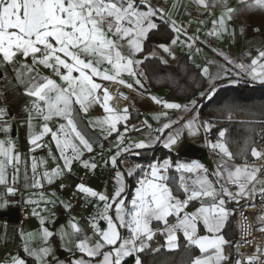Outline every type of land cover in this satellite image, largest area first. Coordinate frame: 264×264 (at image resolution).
Wrapping results in <instances>:
<instances>
[{
  "label": "snow or ice",
  "instance_id": "snow-or-ice-1",
  "mask_svg": "<svg viewBox=\"0 0 264 264\" xmlns=\"http://www.w3.org/2000/svg\"><path fill=\"white\" fill-rule=\"evenodd\" d=\"M195 3L204 9L222 8L218 15L210 13L213 18L206 36L212 39L229 35L235 16L264 13V0H240L242 6L235 8L228 5V0L221 4L215 0L211 4L208 0H195ZM181 6L180 0H174L170 9L160 6L159 0H0V68H12L13 87L20 88L18 94L26 98L21 115L25 118L28 145L25 158L18 138L14 141L8 135L12 128V121L7 119L10 110L6 105L0 107V132L5 134L0 138V187L4 189L0 194L3 200L0 211L10 206L7 197L19 192L16 185L22 161L25 179L29 166L33 179L31 184L25 183V189H41L39 200L29 196L24 201L37 205L32 215L39 218V229L28 234L21 230L18 251L0 257V264H29V260L32 264H127L128 259H132V264H144V254L179 250L181 239L189 253L186 264H264V250L259 247L258 254L240 258L242 243L251 244L248 237L254 231L264 235V179L261 178L264 164L254 166L248 162L247 140L239 153L234 154L228 146L226 129L219 130L215 142L208 140L207 133L214 125L201 119L198 107L205 98L211 103L225 80L232 85L257 82L264 85V47L255 49V55L250 50L241 57L212 48L224 64L208 61L203 66L195 65L201 81L205 82L197 84L203 89L198 96L182 100L148 96L162 109L150 114L155 127L149 119L140 121L139 126L131 124L130 107H121L110 91L112 85H122L145 94L147 61L156 59L161 66L168 67L170 60L177 59V45L189 50L195 48L199 36L189 35L184 25L178 24L170 14L175 10L178 15ZM162 28L165 34H173L171 38L146 50V42ZM262 30L264 23L254 29ZM240 32L244 35L246 26L242 25ZM181 35L184 40L180 39ZM231 36L235 43V28ZM189 59L193 57L190 55ZM214 64L215 73L211 71ZM41 68L50 74H42ZM3 79L9 80L6 72ZM170 86L185 87L175 79ZM120 97L128 99L123 92ZM77 106L79 112L89 116L95 109L101 110L100 115L89 120V125L96 126L100 133L102 164L94 156L84 159L86 153L95 151V142L79 130L74 120ZM234 107L240 110L239 106ZM172 110L179 113L177 119L170 116ZM228 119H232L231 111ZM37 120L38 126L34 124ZM145 128L148 131L144 136L132 138V132L140 133ZM201 130L217 153L211 171L196 160L181 162L170 157L128 166L126 157H139V150L147 151L159 144L171 151L185 133L196 137ZM104 141L109 142L107 157L103 155ZM53 144L58 156L50 146ZM44 148L48 149L46 158L33 155L37 149ZM237 156L244 162L235 163ZM250 156L264 160V150L252 146ZM48 159L55 165L50 169ZM75 163L93 174L99 167L108 168L113 173L114 186L109 192L98 191L84 182L76 184V191L85 198V206H91L94 212L87 218L86 227L76 217H70L67 225L54 232L46 226L42 213L48 211V204L57 203L52 199L56 193L45 194L42 189L45 183L52 185L71 174ZM137 171L140 175L129 200L126 178L133 177ZM173 172L177 175L170 174ZM65 187L60 184L61 189ZM41 203L43 208H39ZM59 203L66 211L72 208L71 203ZM193 204L197 206L189 211ZM249 207L251 219L246 214ZM51 215L55 217V213ZM233 217H237L241 233V240L234 245L223 234ZM25 235L29 241L38 235L42 246H32ZM53 236H59L61 249L70 254L65 259L56 256L50 243ZM158 236L162 244L157 242ZM154 244L157 246L153 247ZM233 247L236 258L227 251Z\"/></svg>",
  "mask_w": 264,
  "mask_h": 264
},
{
  "label": "crops",
  "instance_id": "crops-1",
  "mask_svg": "<svg viewBox=\"0 0 264 264\" xmlns=\"http://www.w3.org/2000/svg\"><path fill=\"white\" fill-rule=\"evenodd\" d=\"M174 2V0H159L160 6H164L166 8L170 9L171 4ZM182 6L179 9V14L177 15L175 13V10H171L170 14L174 15L175 19L179 23H182L184 27L188 30V34L195 37L199 36V41L196 43L195 48L189 50L187 47H181L179 45L176 46V60H170V65H177L182 58H187L194 66L205 65L208 61H215L217 64H224L223 59L218 56L215 52L212 51V48H217L225 52L226 54L231 55L232 57H241L243 54L247 51H252V55H255V49L264 47V30L260 32L254 31V29L260 28L261 24L264 23V13H261L259 11L256 12H250L245 13L243 16H235L233 18V21L229 27V35H226L223 39H212L210 37L206 36V31L208 27H210V21L213 18L210 14H208L204 18H197L195 14L191 13V9H196L200 11L203 9V7L198 6L195 3V0H180ZM208 2L211 4L213 3V0H208ZM223 0H215V3L221 4ZM228 5L230 7H241L240 0H228ZM187 8V11L185 10ZM222 10L221 7H216L215 13L218 15L220 11ZM190 13V14H189ZM200 21H204V24H201ZM246 26V32L244 35H241L240 29L241 26ZM235 28L236 32V42H233L231 32ZM199 29V31H197ZM181 40H184L185 37L183 35L180 36ZM204 41H210L209 43H204ZM161 42H153L151 43L146 50H151V48ZM196 49H199V51H196ZM166 55V54H165ZM192 56L193 59H189V56ZM2 69L0 68V72L2 76ZM42 74H50L48 70L46 69H40ZM211 71L215 73L217 71L216 65L211 66ZM223 75V73H221ZM126 80H131L130 77L125 76ZM232 78H235L234 76ZM229 85L227 80L223 81L220 86H226ZM125 87V86H124ZM145 87L147 89V92L143 95H141L138 91L131 90L129 99L126 103H119L121 107L124 105H128L130 107L131 113H132V119L130 121L131 124H136L138 121V117L140 115H144L147 119H149L150 123L153 124V126H156V122L150 120V114L153 112H157L162 110L159 106L155 105L154 102H152L148 96L150 94L158 95L162 98H165L166 95V88L165 87H157L153 88L147 75V82L145 84ZM126 88V87H125ZM203 90V89H202ZM201 91V90H200ZM199 91V92H200ZM199 92H197L196 95H192L189 97H184L186 99H192L193 97L198 96ZM24 99H26L24 97ZM166 99V98H165ZM183 99V98H182ZM177 99V100H182ZM204 100H207L205 98ZM24 102V101H23ZM25 103V102H24ZM11 101L9 99H6L1 96L0 100V107H4L5 105L10 110V115L8 116V120L12 121V126H15V131L13 132L12 128L8 135L11 136V138L14 141H17L18 138V146L22 153H24L25 158L28 156V145L26 142V133H27V127L24 123V117L21 115V110L23 108V105L19 106L15 104L12 108L10 105ZM101 114V110L99 108L95 109L91 115H86L84 113H81L77 111L74 114V120L78 125L79 130L88 138L90 141L95 142V151L91 154H85L84 159H89L90 156H94L95 160L98 163H103L101 160V148L100 143L101 141L98 139V136L100 133L95 130L96 126H90L89 120L92 117L98 116ZM170 116L173 119H177L179 116V113L172 110L170 111ZM14 117H17V119H13ZM200 117L202 120H205V118L201 115ZM55 123V122H54ZM34 124L37 126L40 124V121H34ZM148 130H142L140 133L132 132L131 136L133 139L137 137L144 136L147 133ZM208 140L215 142L216 140H211L208 133ZM5 134L3 132H0V138H4ZM114 139V137H113ZM50 141V137L46 138V142ZM103 155L105 157L108 156V147L109 142L104 141L103 142ZM52 147L53 152L55 153V146L50 145ZM47 148L36 150L33 155L36 157H47ZM173 154H175L176 160H179L181 162H191L192 160H196L202 164H204L209 171H211L214 167V164L217 160V153L214 152V150L209 146L208 142L205 140V133L203 130L198 134L196 137H189L186 133L182 137L180 143L175 147L174 150H171ZM58 156V153H55ZM248 158H252L251 156ZM128 166H132L136 163H139V161L134 160L132 157H126ZM62 164V161H60ZM235 163L241 164L243 163V159L240 161L235 160ZM30 165V161H29ZM54 163L51 159H48L47 167L50 169L54 167ZM9 173H11V169L8 170ZM81 174L86 175V180L83 181L80 179ZM113 173L109 171L108 168L105 167H99L95 173H91L86 171L79 163H75L72 169V173L69 175L64 176L62 179L57 180L52 185L44 184V187L42 191L45 194H50L52 192L56 193L55 197H52V199L57 200V203L55 205L48 204L47 205V212H43L42 216L46 219V226L52 230L56 231L60 228L61 225H67V222L70 217H76L79 220V223L82 226H87V218L90 216V214H93L94 209L91 206H85V198L81 196L80 193H78L75 189V185L81 182H84L87 186H91L94 189L98 191H109L111 192L114 186V180H113ZM33 182L32 179V173L31 168L29 166L28 168V178L25 179V166L23 161L21 162L20 166V173L18 176V183L17 187L19 189V192L16 195H10L6 199L9 201L10 206H19L20 204H27L29 207L30 212V219L27 220V222L23 226H18L15 223L8 222L6 218L0 217V257L6 252L9 251L11 253H15L18 251L17 246L21 244L20 239V232L23 230L25 234L28 233H36L37 230L40 227L39 224V218L32 215L33 208H36L37 205L28 204L25 203V199L31 196L34 200H39L41 189H25L24 185L25 183L31 184ZM63 183L66 185L65 188L61 189L60 184ZM135 189V188H134ZM134 189L132 190L131 195L134 193ZM4 192L3 187H0V194ZM34 193V195H33ZM178 194V193H177ZM65 195H73L76 198V204L74 209L70 211H66L65 208L59 201H64L67 203L63 198ZM130 200V199H129ZM0 203H3V200H0ZM95 203V201H93ZM196 204H193L188 210L191 211L194 207H196ZM235 205H229V207H234ZM44 205L41 203L39 205V208H43ZM51 213H55V217L51 215ZM103 226V223H102ZM155 226V225H154ZM71 230L69 229V232ZM90 234V230H89ZM223 234L225 235L226 239L233 242L236 236V226H235V217H233L226 225L225 229L223 230ZM25 240L29 241V237L25 235ZM182 240V239H181ZM32 246H42V240L37 235L35 239H32L29 241ZM67 242V238L66 241ZM158 243H163L161 238L157 237ZM50 243L55 249V254L60 259H65L70 254L63 251L61 249V240L59 236H53L50 238ZM157 246L156 244H154ZM71 246V245H67ZM227 251L234 253V247L227 249ZM21 255H23L22 252H20ZM29 264H32V261L29 260ZM132 264V260L131 263Z\"/></svg>",
  "mask_w": 264,
  "mask_h": 264
},
{
  "label": "trees",
  "instance_id": "trees-1",
  "mask_svg": "<svg viewBox=\"0 0 264 264\" xmlns=\"http://www.w3.org/2000/svg\"><path fill=\"white\" fill-rule=\"evenodd\" d=\"M172 33H164L161 29L160 33H154L146 42V49L153 42H167L171 38ZM144 68L147 71L148 79L153 88L165 87V98L169 100L182 99L196 95L202 90L198 87L201 81L198 69L187 59L182 58L177 65L168 67L161 66L159 61L151 59L146 62ZM7 73L9 80L3 79V74ZM14 73L11 67L2 69L0 77V100L1 96L11 101V106L17 104L20 108L25 102L23 96L18 93L20 88H14L15 80L12 79ZM192 77V79H189ZM175 79L178 85L185 87L170 86L171 80ZM24 101V102H23ZM239 106L240 110H237ZM201 115L205 120L211 121L214 127L208 133L211 140H216L220 129H226V138L230 150L235 154L239 153L244 147L245 140L248 143V157H250V148L255 145V137L258 130L264 125V85L257 83H241L239 85L220 86L217 95L211 101L203 100L198 105ZM231 111L232 119H228V113ZM139 157H132L139 163L146 165L147 163L157 158L170 157L175 160L176 156L169 150L163 149L162 145H154L149 150H139ZM242 158L237 156L236 160ZM174 176L177 174L170 173ZM140 172L137 171L133 177L126 178L128 199L131 198L132 190L136 186V179ZM161 238V237H160ZM162 240V238H161ZM163 241V240H162ZM181 247L176 251L161 250L157 254H144V264H161L162 261L166 264H186L189 253L183 247L184 241L180 240ZM153 247H156L153 245ZM234 258V253L232 254ZM132 259L127 260V264L131 263Z\"/></svg>",
  "mask_w": 264,
  "mask_h": 264
},
{
  "label": "built area",
  "instance_id": "built-area-1",
  "mask_svg": "<svg viewBox=\"0 0 264 264\" xmlns=\"http://www.w3.org/2000/svg\"><path fill=\"white\" fill-rule=\"evenodd\" d=\"M216 7L215 8H208V9H201L200 11L196 10V9H191V13L195 14V16H197V18H204L206 17L208 14L215 12ZM203 13V14H201ZM110 91L111 93L118 99L119 103H126L129 99L130 96V92L131 90L125 88L122 85H112L110 87ZM123 92L128 99H123L122 97H120V93ZM147 119L144 115H140L138 117V121L136 123L137 126H139V122ZM150 122V121H149ZM143 130H148V129H143ZM255 147L258 148V150H264V125L258 130L257 135L255 137ZM40 150V149H37ZM244 162V160H243ZM248 162L254 166H260L262 164H264V160H257L256 158H248ZM86 175L85 174H81L80 179L85 181L86 180ZM262 179H264V176H261ZM67 203H71L72 208L70 210V212L74 209L75 204H76V199L73 195H65L63 198ZM259 203V198H257V204ZM18 212H19V217H18V221L16 222V224L18 226H23L27 220L30 219V212H29V207L27 204H20L18 206ZM251 212L252 209L249 207L248 209H246V214L249 215L250 219L251 217ZM235 226H236V236H235V240H234V244L236 241L241 240V233L239 231V226L237 224V217H235ZM249 240L252 241L251 244H243L242 243V248H241V253H240V258L246 257L248 255H256L258 253H256V248L259 247L261 250H264V235L260 234L258 231H254L252 233V235L250 237H248ZM7 254H11V252L6 251L3 255H7ZM234 258H236V253L234 250Z\"/></svg>",
  "mask_w": 264,
  "mask_h": 264
},
{
  "label": "water",
  "instance_id": "water-1",
  "mask_svg": "<svg viewBox=\"0 0 264 264\" xmlns=\"http://www.w3.org/2000/svg\"><path fill=\"white\" fill-rule=\"evenodd\" d=\"M1 75V72H0ZM13 132L15 131V126H12ZM0 217L6 218L8 222L15 223L18 221L19 212L17 206H9L6 210L0 211Z\"/></svg>",
  "mask_w": 264,
  "mask_h": 264
},
{
  "label": "rangeland",
  "instance_id": "rangeland-1",
  "mask_svg": "<svg viewBox=\"0 0 264 264\" xmlns=\"http://www.w3.org/2000/svg\"><path fill=\"white\" fill-rule=\"evenodd\" d=\"M258 187H259V185H258ZM75 197V196H74ZM76 198V197H75ZM102 223H103V221H101V225H102Z\"/></svg>",
  "mask_w": 264,
  "mask_h": 264
}]
</instances>
